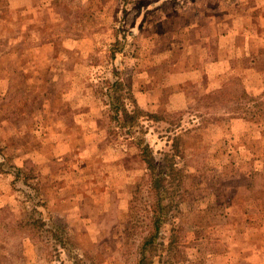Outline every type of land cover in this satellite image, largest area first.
I'll return each mask as SVG.
<instances>
[{
    "label": "rangeland",
    "instance_id": "1",
    "mask_svg": "<svg viewBox=\"0 0 264 264\" xmlns=\"http://www.w3.org/2000/svg\"><path fill=\"white\" fill-rule=\"evenodd\" d=\"M176 140L154 264H264V0H0V264H137Z\"/></svg>",
    "mask_w": 264,
    "mask_h": 264
},
{
    "label": "trees",
    "instance_id": "2",
    "mask_svg": "<svg viewBox=\"0 0 264 264\" xmlns=\"http://www.w3.org/2000/svg\"><path fill=\"white\" fill-rule=\"evenodd\" d=\"M131 84L125 85L123 81L116 82L112 87V91L110 93L111 96V122L112 123H120L121 129L125 130L127 129V132L123 135H126L128 133H133L136 129V124L140 120V117H148L150 115H143L142 111L137 106V103L133 97V95L130 93L131 91ZM125 90L127 93L125 95ZM132 106V108H130ZM173 156L172 158L168 159L171 160L168 167L162 164H158V161L153 157L150 149L148 146H146L145 151L142 154V160L145 164V170L148 177V181H150V187L152 189V192H154L155 200L153 202L152 208L150 210V214L148 216L149 223L151 224V231L143 237L141 244H139V249L137 252V264H154L155 258L157 254V245L156 240L158 239V236L160 234V229L163 224L161 218H157L156 215L159 213H163V211L168 215L170 214V208L165 207L161 208L162 204V198L163 196L168 193L170 187L171 178L173 171H175V157L181 158L182 153L180 152L179 148V142L176 140L173 144ZM1 154V151H0ZM175 162V163H174ZM3 162H0V166L2 167ZM5 169V168H4ZM14 170V172H13ZM10 169H5L4 172H10L9 174H12L15 176L16 180L15 182H18L21 180L22 176H24V173L21 169L17 167H13ZM29 189L31 187L29 186ZM32 186V185H31ZM33 187V186H32ZM34 188V187H33ZM31 206L34 210H39L41 208L40 205V199L38 198L37 204L32 202L31 198L30 201ZM164 209V210H163ZM161 211V212H158ZM37 212V211H35ZM139 213H135V215H138ZM162 216V215H161ZM136 218V216H135ZM39 220V221H38ZM36 222H39L42 224V227L49 228L51 231L53 238L55 239L58 244L63 247V249L68 250L69 241L66 235V227L60 223H55L54 221L49 222H43L42 220L38 219ZM130 225L134 227V221H129ZM132 228V227H131ZM61 234H64L63 236L59 237ZM79 258L76 260L78 262Z\"/></svg>",
    "mask_w": 264,
    "mask_h": 264
}]
</instances>
